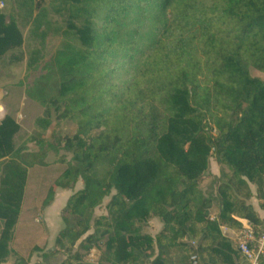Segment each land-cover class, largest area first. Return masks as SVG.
Returning <instances> with one entry per match:
<instances>
[{
    "label": "trees",
    "instance_id": "obj_1",
    "mask_svg": "<svg viewBox=\"0 0 264 264\" xmlns=\"http://www.w3.org/2000/svg\"><path fill=\"white\" fill-rule=\"evenodd\" d=\"M53 1L68 18L46 72L26 90L43 108L38 131L18 145L20 124L11 115L0 121V263L18 257L11 243L29 170L64 150L72 163L45 205L58 188L80 180L83 188L63 209L67 225L45 259L190 264L196 253L200 264H245L222 227L240 231L247 220L259 231L264 223L248 202L256 198L264 212V79L251 73H264V0ZM34 16L40 31L44 15ZM25 44L18 22L0 13V59L22 55ZM41 57L34 48L27 68ZM54 112L57 123L76 126L73 134L46 137ZM212 152L231 171L218 185L216 219L201 189ZM109 196L108 214L95 216ZM153 217L163 223L155 237L140 228ZM101 242L103 255L87 258Z\"/></svg>",
    "mask_w": 264,
    "mask_h": 264
},
{
    "label": "rangeland",
    "instance_id": "obj_2",
    "mask_svg": "<svg viewBox=\"0 0 264 264\" xmlns=\"http://www.w3.org/2000/svg\"><path fill=\"white\" fill-rule=\"evenodd\" d=\"M0 3L4 4L3 7L0 8V13L6 15L8 22L11 18H14L21 27L26 39L25 46L18 49L22 52V55L19 54L13 57L8 54L4 59L0 60V66H7L5 70H8L6 72L3 71L0 75L2 77H7L8 81L11 82L6 86L0 87V120L6 115H11L20 124L21 129L16 136V143L19 145L24 142L31 133L38 131L36 128V120L43 113V108L27 97L26 90L32 87L36 80L46 72L43 67L59 46L62 38L61 28L66 27L68 15L66 12L60 10L61 7L59 3L53 0H0ZM40 12L44 15L43 22H45V26L38 31L39 29H36L37 25L33 23V18L35 17L34 15ZM43 30H45L46 35H39ZM36 47L41 48L42 57L36 68L28 69L27 58ZM11 64L15 66L13 67L14 70L9 72V66ZM251 73L255 77L264 79V73L255 68L251 69ZM75 129L76 126L68 121L57 123L56 113L54 112L52 125L46 130L45 134L46 137L51 138L53 132L63 135L73 134ZM213 134L216 135L215 130ZM29 146L31 150H36L34 143H30ZM61 159H65L66 162L60 161ZM47 162L48 165L46 166H37L29 170L21 223L18 230V237L14 242V244L20 247L23 257H19L18 255V257H14L13 260L17 259L18 261L25 258L35 263L39 260L37 257L41 256L38 252H36V254L34 253L35 251H40L38 245H36L35 249H32L35 243L44 244L47 240L46 247H48V245L49 247L55 246L57 235L67 225L63 219L62 211L68 204L70 196L83 188L82 180H80L73 189L58 188L53 202L49 206H46L45 201L48 198L49 189L54 184V181L68 167V164L72 163V153L64 150L59 153L50 152L47 157ZM230 174L231 171L229 168L221 167L214 152H212L209 158L208 170L201 183L203 193L214 200L210 208V216L212 219H216L220 210V203L218 202V185L220 182L228 180ZM250 186L252 190L255 191V185L250 184ZM110 199L111 196L105 198L103 204L96 208L95 216L108 214L107 205ZM248 202L254 205L260 215L264 214L256 198H252L248 200ZM74 221L75 219H73V222ZM0 222H3V220ZM140 228L141 233L155 237L162 230L163 223L159 218L153 217L141 223ZM27 231L29 232L28 234ZM92 232L93 229L90 233ZM222 232L225 236L234 241L235 236L231 230L229 231V228L222 227ZM27 235L35 237L34 241L29 240ZM53 241L54 245H52ZM185 241L194 248L198 247V239L186 237ZM104 250L105 244L101 242V244L92 250L91 255H88L87 258L97 261L99 257L103 255ZM157 253L158 249L156 248V254ZM63 259L64 256L59 255L56 258H51L49 263L56 264ZM153 259L154 257L146 262V264H151ZM175 260L178 261V258ZM176 264H180V262L178 261Z\"/></svg>",
    "mask_w": 264,
    "mask_h": 264
},
{
    "label": "built area",
    "instance_id": "obj_3",
    "mask_svg": "<svg viewBox=\"0 0 264 264\" xmlns=\"http://www.w3.org/2000/svg\"><path fill=\"white\" fill-rule=\"evenodd\" d=\"M3 5L0 3V8ZM262 217L264 219V214ZM230 230L235 236L234 241L244 256L245 264H264V223L258 231L252 222L244 220L240 231ZM189 259L190 264H200L199 256L196 253L191 254Z\"/></svg>",
    "mask_w": 264,
    "mask_h": 264
},
{
    "label": "crops",
    "instance_id": "obj_4",
    "mask_svg": "<svg viewBox=\"0 0 264 264\" xmlns=\"http://www.w3.org/2000/svg\"><path fill=\"white\" fill-rule=\"evenodd\" d=\"M4 58H5V57H3L2 59H4ZM26 58H27V57H26ZM2 59H0V60H2ZM17 63H19V62H17ZM14 66H15L14 64H11V65L9 66V69H10L9 72H12V71L14 70V68H13ZM3 67H4V68H3ZM6 68H7V66H6V67H5V66H0V74H1L3 71H4V72L8 71V70H5ZM4 75H6V74H4ZM1 83H2V84H1ZM8 83H11L10 81H8V78H7V77H2V76L0 75V87L6 86ZM36 167H37V166H36ZM33 168H34V167H33ZM29 172H30V171H29ZM24 202H25V198H24ZM24 202H23V205H22V209H21V214H20V217H19V221H18L17 226H16L14 240H13L12 243H11V248H13V250H15V252L19 255V257H23V256H22V251H21V249H20V247H19L18 245L14 244V242L16 241V238L18 237V230H19L20 223H21V216H22V213H23ZM48 206H49V205H48ZM0 221H1V220H0ZM0 224H1V227H0V235H1V230H2V228H3V222H0ZM29 228H30V227H29ZM28 233H29V232L27 231V234H28ZM27 237H28L29 240L34 241V238H35V237H32V236H30V235H27ZM54 238H55V237H54ZM36 245H38V247H40V251H35L34 253L36 254V252H38V253L41 254L40 257H37V258L39 259L37 262L32 263L31 261H29L28 259H25V258H22V259H20V260L17 261V259H16V260H13L14 257H12V258L7 259V261L2 262V263H0V264H19V263L21 262V260H23V259H24V261H25V264H36V263L50 264V263H49V260H50L52 257H49L48 259H45V258L43 257V254H44V253H48V252H50L51 250L54 249L55 246H50V247H49V245H48V247H46V246H47V240H46L44 244H37V243H35L34 246L32 247V249H35ZM52 245H54V241H53V244H52ZM53 258H56V257H53ZM61 261H62V260H61ZM61 261H59L58 263H60ZM58 263H56V264H58Z\"/></svg>",
    "mask_w": 264,
    "mask_h": 264
}]
</instances>
